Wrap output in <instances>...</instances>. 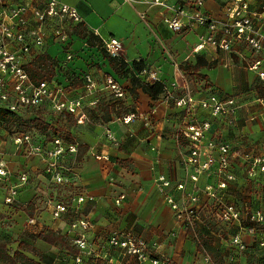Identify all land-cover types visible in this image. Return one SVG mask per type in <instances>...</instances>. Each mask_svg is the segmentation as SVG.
I'll use <instances>...</instances> for the list:
<instances>
[{"label":"crops","instance_id":"obj_1","mask_svg":"<svg viewBox=\"0 0 264 264\" xmlns=\"http://www.w3.org/2000/svg\"><path fill=\"white\" fill-rule=\"evenodd\" d=\"M63 1L75 7L82 19L72 29L70 49L76 55L71 63L72 76L91 71L100 81L103 73L116 74L98 47H89L86 40L75 35L74 29L82 23L102 40L119 41L121 51L117 57L130 67L134 62H143L147 71L156 73L165 83L178 80L181 84L180 65L195 63L198 57H203L209 63L217 64L213 69L205 68L200 72L209 78L210 89L221 97L234 98L238 105L233 122L230 123L228 118L213 119L214 136L232 149L258 150L263 147L264 98L258 91L264 88V82L243 62V55L250 54L249 48L239 46L238 55L212 49L191 55L192 47L197 44L196 34L203 33L204 29L199 28L197 33L174 34L163 23L160 8H150L142 3L128 4L124 0ZM228 1L206 0L204 11L211 17H220ZM250 2L254 11L264 6V0ZM142 14L146 19L141 17ZM42 53L59 61L65 58L61 45L52 39L45 43ZM187 55L191 57L185 61ZM137 75L145 81L143 76ZM121 79L126 86L124 99L114 101L103 92L89 97L88 100L96 99L99 103L90 107L88 124L70 127V137L88 147L82 160L75 165L72 174L75 182L70 187L48 185L40 158L27 159L16 154L10 133L0 130V152H3L10 170L15 174L26 173L29 177L13 212L0 203V222L9 223L8 228L0 229V239L8 242L9 247L15 246L17 250L18 241H23L41 252L42 264H78L72 258L78 253L75 249L52 246L39 239L44 228L66 237L67 222H54L47 210L41 213V217L36 214L42 209L38 195L43 189L56 199L85 192L96 199L94 207L91 203L86 205V212L94 223L90 236L100 258L85 256L79 264H140L133 256L123 257L121 249L110 244L116 230L144 239L154 255L167 256L175 264H195L198 246L188 232L182 230L168 203V198L183 201L186 191L193 188L190 181L192 169L186 163L188 150L185 140L180 139V133L177 134L188 120L182 110L175 107L173 100L166 99V94L157 101L151 100L142 90L135 96L130 79ZM206 84V80L197 82L198 88H209ZM106 110L112 113L104 122L102 117ZM129 115H135L136 121L124 124L122 118ZM209 119L212 122V118ZM210 136L213 139L212 130ZM160 176L171 182L164 191L154 181ZM210 178L201 176L198 185H205L207 180L214 183V177ZM182 181L187 187L185 192L178 189ZM121 194L126 199L118 207L115 201ZM32 218L38 219L36 224L29 223ZM251 237H248L249 243L253 242ZM244 241L248 243L246 238Z\"/></svg>","mask_w":264,"mask_h":264},{"label":"built area","instance_id":"obj_2","mask_svg":"<svg viewBox=\"0 0 264 264\" xmlns=\"http://www.w3.org/2000/svg\"><path fill=\"white\" fill-rule=\"evenodd\" d=\"M205 1L124 0L128 4L142 3L150 8H160L163 11V23L174 34L197 33L199 28H203V33L196 34L197 44L192 47L191 55H198L210 49L238 55L239 46L249 48L250 54L243 55V62L250 70L257 72L260 80L264 82V6L261 10L254 11L250 0H229L222 16L211 17L204 11ZM141 17L146 19L144 14ZM81 22L78 10L63 0H0V110L15 113L22 119L24 115L37 114L28 121L41 116L50 125L47 131L42 132L15 130L10 133L6 130L11 135L15 153L27 159L40 158L47 184L61 188L70 187L75 182L72 174L77 164L80 143L76 140L73 143L68 141L70 127L75 124L77 126L88 124L90 107L99 103L96 99L90 101L88 98L102 92L114 101L122 100L126 96L125 84L114 73H103L100 81L96 80L91 71L74 73L73 76L70 74L71 63L76 59V55L70 49L72 29ZM50 39L61 45L65 58L59 61L56 76L52 80L37 83L32 80L26 67L43 54L42 48ZM103 42V48L108 54L113 57L119 55L121 51L119 41L112 39ZM191 55H187L185 61H188ZM140 76H143L146 82L163 83L166 99L173 100L175 107L181 109L188 120L180 134L188 150L187 163L192 169L190 178L192 183L198 182L201 175L208 171L214 162L209 160L208 165L202 164L201 158L205 150L213 153L218 149L221 164L223 166L230 164L229 155L232 153V147L214 141L210 131L212 130L214 137L213 119L228 118L230 123L234 121V114L238 109L234 98L221 97L210 88H198L197 82L190 80L183 71H180L181 84L178 80L165 83L156 73L146 69ZM78 82L81 85H77ZM49 112L55 113V116H62L65 120H59L57 116L54 120L46 114ZM203 115L210 116L212 122L209 118H203ZM61 121H64L65 125H62ZM135 121V115L122 118L124 124ZM5 125L0 120V128H4ZM63 126L67 129L64 130ZM95 157L100 159L99 156ZM206 157L212 158L209 155ZM254 160L256 164L262 162L258 158ZM28 181L26 173L15 174L10 170L3 152H0V203L13 212L22 188ZM154 181L162 191L171 185L164 176ZM222 185L225 187V184ZM178 189L183 190L184 184H179ZM43 190L38 195L40 208L49 211L54 222L66 220L68 225L65 235L70 247L78 252L75 257L72 256L76 263H82L85 256L100 258V253L90 236L94 225L86 212L88 203L95 206V197L79 192L70 197L56 199L48 194L46 189ZM188 197L192 202L200 201L192 192ZM125 199L126 196L121 194L115 204L120 206ZM173 202L172 198H168V203L177 211L178 219L182 220L185 214ZM37 215L41 217V213L36 214V217ZM225 215L232 220L239 222L242 220L234 206L228 207ZM250 219L253 225L248 226L244 233L256 235L257 228L264 225V215H252ZM37 220L32 218L29 223L36 224ZM128 233L116 230L110 239L112 246L121 249L123 257L133 256L141 264H175L169 257L155 256L144 239H137ZM242 233L238 232L231 239L232 247L245 249ZM261 245H264V241ZM210 263L211 260L207 256L204 264Z\"/></svg>","mask_w":264,"mask_h":264},{"label":"rangeland","instance_id":"obj_3","mask_svg":"<svg viewBox=\"0 0 264 264\" xmlns=\"http://www.w3.org/2000/svg\"><path fill=\"white\" fill-rule=\"evenodd\" d=\"M46 114L54 120L56 116L59 120H65L62 116H55V113L49 112ZM98 115L99 114H95V116ZM36 116L37 114H27L23 116V120L29 123L28 120ZM48 120L50 121V119ZM61 122L62 125H65L64 121ZM63 128L64 130L65 128L67 129V127L64 126ZM16 129L17 127H14L13 130L15 131ZM0 130L6 131V125L4 128H0ZM181 132L182 131H178L177 134ZM181 135L182 134H180V137ZM213 140H217V137L214 136ZM217 142L220 143L218 140ZM263 143L264 142H262V144ZM206 155L212 156V158L206 157ZM220 157V151L217 149L214 150L213 153H209V150H205L204 156L201 158L202 164L205 165H208L209 160H211L210 162L214 160L210 169L203 174L206 175L208 180L213 176L214 183H209L207 180L205 185L200 186L198 185L199 182H201L200 177L198 182L193 183V188L186 191L183 201L178 202L173 199V203L177 204L179 208L183 210L185 218L179 220L177 211L173 210L172 204L169 205H171L175 214V219L180 224L182 230L184 229L186 232L191 231L194 234V236L192 238L190 236V238L193 239V243L196 245L198 240L204 237L213 240L214 246L223 253L228 263L264 264V245H261L264 241V225L257 228L258 234L256 235L244 233L246 232L245 230L248 229V226L253 225L250 219L252 215H264V144L263 147L258 148V150H240L235 147L229 155L230 164L227 166L221 164ZM257 158L262 161L260 164L255 163L254 159ZM250 173H252V175ZM181 183L184 184L183 191L185 192L187 188L185 182L182 181ZM222 184H225V187ZM209 187L211 189H208ZM191 192L197 196L196 198L200 201H190L188 194ZM230 206H234L240 213L241 222L229 219L225 215L227 208ZM42 212L46 211L44 210L40 213ZM48 214H50V212H48ZM87 215L89 216V213H87ZM64 221L66 222V220ZM8 224V222L2 223L1 221L0 229L4 230L8 228ZM241 228H243L242 231ZM238 232H243V241L244 238L248 240V243L244 241L245 249L243 250L235 246L232 247L233 245L230 243L231 239L234 238ZM248 237L253 239L252 243H249L250 239ZM135 238L142 239L140 237ZM20 242L22 241H18V243ZM10 249L11 252H14L15 246H10ZM28 256L33 257L31 254H28ZM155 256L159 255L156 254ZM206 257L207 256L204 254L197 253L195 264H204ZM41 258H43V256H41ZM137 261L140 263L139 260ZM210 264H212V262Z\"/></svg>","mask_w":264,"mask_h":264},{"label":"trees","instance_id":"obj_4","mask_svg":"<svg viewBox=\"0 0 264 264\" xmlns=\"http://www.w3.org/2000/svg\"><path fill=\"white\" fill-rule=\"evenodd\" d=\"M74 33L79 38L86 40L87 44L91 48H99L104 58L108 61L111 69L120 78H128L132 83L131 91L136 96L137 91L142 90V92L148 95L151 100L157 101L163 95L166 94L165 85L161 82L149 83L142 80L139 75L145 69L143 62H134L133 67L120 57H113L108 54L103 48L104 42L102 39L98 38L94 32L89 31L85 24L78 25L74 29ZM236 60H239L238 58ZM59 60L52 58L49 54L45 53L38 56L31 64H29L26 69L30 74L34 82H42L45 80H52L56 76V67ZM216 62L209 63L203 57H198L196 62H186L180 65L181 71H183L190 80L199 82L200 80H206V87L210 88L208 83L209 78L207 76L201 75V70L205 68L213 69L216 66ZM258 94L260 97L264 98V88H259ZM113 110V109H112ZM112 112L106 110L103 121H108V116ZM0 120L6 124V129L10 132H14V127H17L19 132H27L31 130L47 131L50 125L45 122V120L38 116L32 121L26 122L20 116L15 113L0 110ZM17 125V126H16ZM182 139V137H180ZM68 141L70 143L74 142V139L69 137ZM88 150L86 145L80 144L79 153L77 161H81L83 155ZM188 234L193 237L194 234L188 231ZM39 239L48 243L52 246H61L64 248H70L68 239L65 236L59 235L56 232L50 230L49 228H44L40 234ZM198 252L208 256L212 264H230L224 259V255L220 252L213 244V240L202 237L197 242ZM28 253L33 257H29ZM41 252L35 247L29 245L26 242H20L19 247L14 252H11L9 243L0 239V264H42ZM34 257H39L40 260L37 261Z\"/></svg>","mask_w":264,"mask_h":264}]
</instances>
